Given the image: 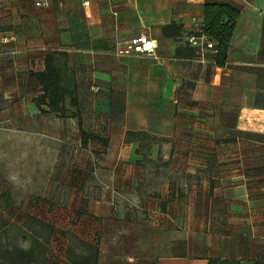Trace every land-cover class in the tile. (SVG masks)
<instances>
[{
    "label": "crops",
    "instance_id": "1",
    "mask_svg": "<svg viewBox=\"0 0 264 264\" xmlns=\"http://www.w3.org/2000/svg\"><path fill=\"white\" fill-rule=\"evenodd\" d=\"M62 1L0 0V218L54 226L62 258L59 227L99 264H264V0ZM210 2L240 9L225 66L188 42ZM54 53L81 128L35 102ZM131 131L158 140L144 155Z\"/></svg>",
    "mask_w": 264,
    "mask_h": 264
},
{
    "label": "trees",
    "instance_id": "2",
    "mask_svg": "<svg viewBox=\"0 0 264 264\" xmlns=\"http://www.w3.org/2000/svg\"><path fill=\"white\" fill-rule=\"evenodd\" d=\"M240 17V9L228 3H206L204 5L203 28L205 34L215 41L216 53L213 55V62L218 66H225L228 58V52L231 40L236 28L237 20ZM174 24L167 25L165 32ZM57 53L49 54L45 58V70L36 72L37 77L42 85V93L35 98L40 111L46 114H52L57 117H73L77 119L79 127L82 125L81 113L77 97V83L73 71L57 62ZM45 106V107H44ZM83 145H87V135L81 129ZM130 137L140 140L139 152L146 155L147 150L153 142L158 140L155 135L144 131H131L127 133V139ZM102 142L107 143L103 139ZM34 223L47 227L52 234L56 228L35 217H28L25 227L31 230L36 237H33L29 248L24 247H5L0 242V264H68L69 262H60L47 256L44 249H41L40 236L30 224ZM8 223L0 218V237L6 231ZM59 232L65 235H72L70 232ZM79 245L83 246L86 251L76 255L72 243L68 248V255L75 257L73 264H99L100 248L90 242L79 239L72 235ZM208 264H236L232 260L210 259Z\"/></svg>",
    "mask_w": 264,
    "mask_h": 264
},
{
    "label": "rangeland",
    "instance_id": "3",
    "mask_svg": "<svg viewBox=\"0 0 264 264\" xmlns=\"http://www.w3.org/2000/svg\"><path fill=\"white\" fill-rule=\"evenodd\" d=\"M97 159H98L97 157L94 158V163L96 165L99 162ZM58 179L60 180V177ZM30 225L36 231H38V232H36L37 236H40V238L42 239L41 249H44L45 252L50 255L49 257L51 259H54L55 261L59 260L61 263L68 261L69 262L68 264H73L75 257L73 255H70V256L68 255V248H67L66 254L63 258L56 256V252L58 253V250H59L58 247L60 246V244H59V242H57L58 238L50 237L51 233L47 227H43V226H40V225H37L34 223H31ZM5 230L6 231H4L0 237V242H1L2 246L11 247V248H14L15 246L29 248L31 240H29V239L24 240L25 238H23L24 236H22V233L25 231L23 230V228L20 225L9 224ZM58 230L63 231V229H61V227H59ZM72 235H74V234H72ZM72 235L68 236L69 237V242H68L69 244L68 245H70L72 243L74 253L76 255H78L80 253L85 252L86 249L83 246L79 245L78 242L75 240V238H71V237H73ZM74 236L78 237L77 235H74ZM78 238L80 239V237H78ZM60 243L62 244V242H60ZM54 251H56V252L54 253ZM39 264H40V262H39Z\"/></svg>",
    "mask_w": 264,
    "mask_h": 264
},
{
    "label": "built area",
    "instance_id": "4",
    "mask_svg": "<svg viewBox=\"0 0 264 264\" xmlns=\"http://www.w3.org/2000/svg\"><path fill=\"white\" fill-rule=\"evenodd\" d=\"M60 4L63 5L62 0H60ZM37 5H48V2L38 1ZM131 42L136 52L155 53L156 45L147 35L133 37ZM188 42L194 50L195 56L201 61H208L209 54L214 55L216 53L215 41L205 34L202 18L193 17ZM95 89H97V87H95Z\"/></svg>",
    "mask_w": 264,
    "mask_h": 264
}]
</instances>
